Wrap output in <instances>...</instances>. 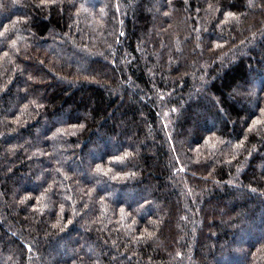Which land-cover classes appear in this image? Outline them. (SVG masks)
I'll use <instances>...</instances> for the list:
<instances>
[{
  "label": "trees",
  "instance_id": "1",
  "mask_svg": "<svg viewBox=\"0 0 264 264\" xmlns=\"http://www.w3.org/2000/svg\"><path fill=\"white\" fill-rule=\"evenodd\" d=\"M0 33V264H264V0H0Z\"/></svg>",
  "mask_w": 264,
  "mask_h": 264
},
{
  "label": "snow or ice",
  "instance_id": "2",
  "mask_svg": "<svg viewBox=\"0 0 264 264\" xmlns=\"http://www.w3.org/2000/svg\"><path fill=\"white\" fill-rule=\"evenodd\" d=\"M229 15H232L231 13ZM0 35H3V33H0ZM13 44H15V42L13 41ZM218 47H220V45H217ZM5 55H7V53H5ZM256 123H259V121H256ZM151 235V234H150Z\"/></svg>",
  "mask_w": 264,
  "mask_h": 264
}]
</instances>
